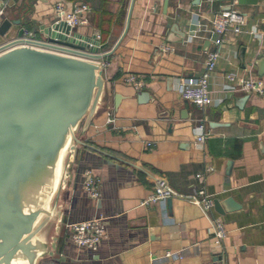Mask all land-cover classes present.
I'll return each instance as SVG.
<instances>
[{
	"label": "crops",
	"instance_id": "crops-1",
	"mask_svg": "<svg viewBox=\"0 0 264 264\" xmlns=\"http://www.w3.org/2000/svg\"><path fill=\"white\" fill-rule=\"evenodd\" d=\"M59 1L69 10L74 0H7L15 4L5 17L20 19L21 26L29 23V32L36 27L34 39L45 41L40 29L58 19ZM82 1L90 12L76 35L91 40L98 35L99 53L111 51L124 30L131 0ZM232 3L246 17V29L255 27L257 35L228 37L217 74L209 81L211 93L224 100L197 108L173 87L176 78L201 73L207 52L214 49L207 32L190 31L192 15L206 23L211 12ZM15 32L13 26L8 33L13 37ZM188 36H193L191 43ZM162 45L174 50L164 53ZM258 59H264V0H134L126 34L100 60L108 64L104 93L79 138L91 148L78 147L60 194L62 221L54 257L38 264H151V257L167 250L182 255L170 264H264V98L222 89L224 73H248ZM252 71L264 82V69L262 76L258 67ZM126 74L142 77L144 88L124 84ZM140 93L148 95L142 98ZM107 111L115 121L100 127ZM199 124L209 133L201 150L195 146ZM86 170L99 180L97 200L82 189ZM159 178L181 197L203 189L214 200L233 199L237 208L223 206V214L214 208L204 212L179 198L170 199V206L168 200L141 206ZM98 217L105 227L100 246L95 251L77 248L68 223ZM215 218L226 231L219 248L211 232Z\"/></svg>",
	"mask_w": 264,
	"mask_h": 264
},
{
	"label": "water",
	"instance_id": "water-1",
	"mask_svg": "<svg viewBox=\"0 0 264 264\" xmlns=\"http://www.w3.org/2000/svg\"><path fill=\"white\" fill-rule=\"evenodd\" d=\"M133 3L116 45L128 30ZM14 4L0 0V264H38L54 257L62 221L60 194L78 147L91 148L79 138L102 101L105 79L99 61L116 45L99 53L94 41L82 39L59 19L40 29L45 41H24L29 30L20 19L5 17ZM13 26L17 32L10 37ZM253 66L262 76L264 59ZM223 206L237 208L231 198L214 200L219 214Z\"/></svg>",
	"mask_w": 264,
	"mask_h": 264
},
{
	"label": "built area",
	"instance_id": "built-area-1",
	"mask_svg": "<svg viewBox=\"0 0 264 264\" xmlns=\"http://www.w3.org/2000/svg\"><path fill=\"white\" fill-rule=\"evenodd\" d=\"M55 11L58 14L59 21L64 22L71 30L82 27L87 24V15L90 7L82 0H74L70 9L66 10L62 1L55 4ZM4 10L0 8V18L3 16ZM246 17L233 8V3L228 7L220 8L210 13L206 23H202L198 14L192 15L190 31L195 33L207 32L208 40L214 46L213 50L207 52L204 69L198 75L189 79L176 78L174 81V91L181 99L189 102L197 108H205L222 103L224 99L215 98L209 88L210 78L217 74V61L221 56V49L226 45L228 37H239L243 34H251L256 36L255 27L246 29ZM22 40L30 42H38L34 39L31 32H27ZM193 36H188L186 42L191 43ZM94 45L99 49L98 35L94 37ZM35 45V44H33ZM160 50L164 53L174 50L171 45H162ZM102 69L107 67V62H100ZM248 73L240 75L236 72H228L223 75L222 89L231 93L244 92L258 97L264 98V82L253 73V63L249 65ZM124 84L133 87L135 90H141L145 86L142 77L134 74H126L123 76ZM115 121L114 115L107 111L104 121L100 127H107ZM98 128L99 126H94ZM196 149L201 150L209 137L203 124L196 127ZM149 146V144H148ZM212 168H208L207 172H212ZM82 189L84 193L91 199L97 200L100 197L99 180L93 175L92 171L86 170L83 173ZM172 198H179L186 202L192 203L202 211L207 212L214 208V197L207 194L203 189H198L189 197H181L174 193L167 182L163 178L155 180L152 194L140 203L141 206L156 205ZM71 242L77 248H83L95 251L100 246L104 236L105 227L103 218H94L86 221L72 223L68 225ZM214 237V245L219 248L220 241L226 237V231L223 223L219 218L213 220V228L211 230ZM182 259L181 253H175L170 250L164 251L160 255L151 257V264H170Z\"/></svg>",
	"mask_w": 264,
	"mask_h": 264
},
{
	"label": "trees",
	"instance_id": "trees-1",
	"mask_svg": "<svg viewBox=\"0 0 264 264\" xmlns=\"http://www.w3.org/2000/svg\"><path fill=\"white\" fill-rule=\"evenodd\" d=\"M24 25H25V27H26L27 29L30 28V24H29V23H25Z\"/></svg>",
	"mask_w": 264,
	"mask_h": 264
}]
</instances>
